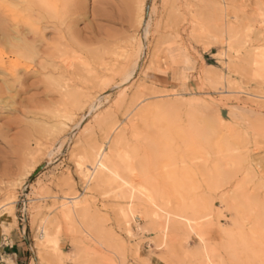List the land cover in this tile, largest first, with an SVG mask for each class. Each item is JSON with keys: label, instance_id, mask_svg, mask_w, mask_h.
Masks as SVG:
<instances>
[{"label": "rangeland", "instance_id": "rangeland-1", "mask_svg": "<svg viewBox=\"0 0 264 264\" xmlns=\"http://www.w3.org/2000/svg\"><path fill=\"white\" fill-rule=\"evenodd\" d=\"M85 4L81 37L95 29L92 49L124 55L106 70L90 54L70 102L43 85L21 96L55 102L54 123L1 116L12 144L26 127L61 129L24 157L0 142V243L28 264H264V0ZM95 8L110 16L93 20ZM97 74L117 83L96 91Z\"/></svg>", "mask_w": 264, "mask_h": 264}, {"label": "bare ground", "instance_id": "bare-ground-1", "mask_svg": "<svg viewBox=\"0 0 264 264\" xmlns=\"http://www.w3.org/2000/svg\"><path fill=\"white\" fill-rule=\"evenodd\" d=\"M85 1L86 0H81L80 14L72 21L70 28L65 29V30H61V31H57L56 29L50 28V29L42 30L39 34L33 35L30 33L29 29H27L23 26L22 22L10 18L6 11H5L6 15H4V17H1L2 15L0 16V45L5 46L4 54L0 55V77H1L0 80H2L1 82H3V85L0 86V120H2L1 116L3 115L4 112H9V113L14 112V113L21 114L22 118L23 117L26 118L27 115H33V116L42 115L47 120L54 123V120L57 121V119L59 117L58 113L60 112V111H58V109H56V107H55L56 103L55 102H53L52 100L47 101V102H41V100H39L40 102H38L35 100L37 95H34L31 98H26V99H22L21 96L22 95L26 96L27 92L30 93L29 92L30 88L40 89L39 86L43 85L44 91L41 93V96H44V97L46 96V99H47V97H50V96L56 97V95H58L60 97L61 101L70 102V87H71L70 85L73 83H76L78 81V78L81 77V76H79L80 74H82V73H80V71L85 70V71L91 72V70L94 69V68L92 69V65L93 64L96 65L95 61H97V59H98V64L100 65V67H102V69L103 68L106 69V66L107 67L108 66L113 67L112 63H116L114 66H115V69H117L116 66L118 67V63H117L118 58H120L122 55H124L123 53L120 55L118 52H116L115 49H113V51L111 49H109L106 52V50H107V48H106V50L104 49L105 53H103V55H101L99 53V49H94V48L92 49V47H94L95 45H101V43L103 44V42H104V41L101 42L102 38L99 37V33H96L94 31L95 29L87 27L86 29H90V33L92 34V36L89 38H85V37L83 38V37H81L82 33L78 32L75 29L76 24L83 17L88 16ZM144 4L141 5L140 13H138L140 15V18H142L144 16L143 15V13L145 11V9H144L145 5ZM91 15L93 17V20H96L98 18H101V19L106 18L107 19V17L110 16V14L106 13V11L104 12L100 8L93 9V11L91 12ZM137 18H139V17L137 16ZM140 20L142 21V19H140ZM48 30L53 31L54 34H56L58 37L52 38L50 40L46 39L45 34H46V31H48ZM48 32H50V31H48ZM18 33H19V35H18ZM12 40H18V41L22 40L23 41V43L25 44L26 49L30 55V59H27V60L21 59L15 55L11 54L12 50H11V48L7 47V45ZM123 46H124V44H123ZM101 47L99 46V48H101ZM115 48H118V47H115ZM87 53H88V55L86 56ZM89 55L92 56L91 57L92 60L94 59L95 61H92L91 59H89ZM127 55L125 57L124 56L123 57L127 58L128 57ZM106 59L110 60L109 62L111 63V65H108L109 62L106 61ZM119 66H121V65H119ZM115 69H111V70L116 73ZM118 72H120V71H118ZM58 74L60 75V78L56 79L55 76ZM118 75H120V74H118ZM127 76L128 77H126V78H122L123 81H126L127 79L130 78L129 75H127ZM31 78H33V79L37 78L38 81H35L30 85H27V82H29V79H31ZM112 79H113L112 82L101 81L98 78V74H97V75H95V77L93 79V86L92 87L95 90L99 89L100 90L99 92L108 90L109 88L112 89V87H114V84L117 83L114 81L115 77ZM87 80H88V78H86V82H87ZM77 84H79V83H77ZM0 85H1V83H0ZM88 87H90V86H88ZM81 96H82V94H81ZM76 97H79V98L75 99ZM52 98L53 97H51V99ZM71 98H73L75 100H79L80 94H78L77 96L72 95ZM48 99H50V98H48ZM61 104H63V103H61ZM67 107H69V106H67ZM46 108H48V111L44 110ZM69 108H68V110H69ZM66 110L67 109H65V111ZM69 111L67 112V114L69 113ZM46 119H43V120L45 121ZM61 119H64V118H62V116H61ZM59 122H61V121H59ZM24 123H25V121H24ZM13 124H16V125L20 124L21 125L22 122L21 123L20 122H17V123L8 122L7 124H5L7 130H9ZM48 124L50 125V123H48ZM45 125H46V123H45ZM32 127L33 126L28 127V128L26 127V130L22 132L20 139L19 138H18L19 140L15 139V141L13 142L15 145L12 144L10 141H7L6 133L3 132V131H5V130H3L4 128L3 129L0 128V142H1V144H3L5 146V148L10 150V151L14 150V148H17L14 151V154H22V156L24 157L25 154L27 152H29V150H30V143L31 142H34L36 144V146H40L41 144H39L38 141L42 140L43 138H46L47 137L46 134H48L49 137H51V138H55V131L59 132V130L61 129L60 126H58L60 128L59 130H56L55 128H51L50 130L44 131V130L40 129V127H38L39 129L38 128H32ZM62 127H63V125H62ZM21 130H23V129H21ZM40 130H42V131H40ZM57 132H56L57 136H60L61 134L59 133L60 135H58ZM46 141L48 142V140H46ZM34 151H35V149H34ZM34 151H33V153L31 151V153L32 154L37 153ZM28 155H29V153H28ZM33 156H36V154H34ZM17 160H19V159H17ZM27 160H29V159H27ZM102 161H103V151L97 153L94 156V166H92L94 168L92 170L99 169L102 171V174H103L105 172L106 167H105V164L103 165ZM106 161H108V160L106 159ZM30 162H32V161H30ZM93 173H92V175H93ZM7 212H9V211H7ZM0 227H1V224H0ZM43 234H44V236H42L43 239L46 238L45 240H46V242H48L47 231L44 230Z\"/></svg>", "mask_w": 264, "mask_h": 264}, {"label": "clouds", "instance_id": "clouds-1", "mask_svg": "<svg viewBox=\"0 0 264 264\" xmlns=\"http://www.w3.org/2000/svg\"><path fill=\"white\" fill-rule=\"evenodd\" d=\"M80 7L81 0H0V10L22 22L33 35L50 28L57 31L70 28L72 21L80 14ZM7 47L11 48L12 55L30 59L22 40H12ZM4 50L5 46L0 45V55L4 54Z\"/></svg>", "mask_w": 264, "mask_h": 264}, {"label": "crops", "instance_id": "crops-1", "mask_svg": "<svg viewBox=\"0 0 264 264\" xmlns=\"http://www.w3.org/2000/svg\"><path fill=\"white\" fill-rule=\"evenodd\" d=\"M0 264H28L27 253L17 242L0 243Z\"/></svg>", "mask_w": 264, "mask_h": 264}]
</instances>
